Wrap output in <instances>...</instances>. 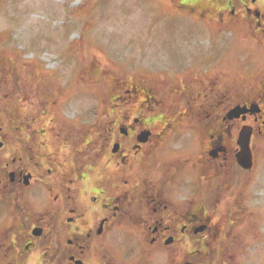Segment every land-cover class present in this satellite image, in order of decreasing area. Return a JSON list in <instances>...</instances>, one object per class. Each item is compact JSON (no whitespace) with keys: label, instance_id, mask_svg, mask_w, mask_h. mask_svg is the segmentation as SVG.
I'll use <instances>...</instances> for the list:
<instances>
[{"label":"flooded vegetation","instance_id":"flooded-vegetation-1","mask_svg":"<svg viewBox=\"0 0 264 264\" xmlns=\"http://www.w3.org/2000/svg\"><path fill=\"white\" fill-rule=\"evenodd\" d=\"M197 3L172 0L175 11L200 9L237 25L243 36L264 40V0ZM193 52L187 55L189 79L141 76L134 87L143 100L158 103L154 89L170 83L171 93L184 98L179 112L185 117L195 113L196 102L207 99L203 111L216 121L208 135L204 130L190 137L175 134L179 130L166 112L163 126L151 128L147 125L154 119L125 107L107 112L109 127L90 129L80 139L74 132H59L53 151L48 144L55 142L24 121L13 124L10 118L0 125V264H240L239 241L215 229L208 213L205 177L191 181L179 174L203 169L206 159L223 169L235 167L244 131L253 159L254 126L248 121L263 116V91L250 97L219 93L212 99L215 84L204 72L205 55ZM237 106L244 111L230 116Z\"/></svg>","mask_w":264,"mask_h":264},{"label":"rangeland","instance_id":"rangeland-1","mask_svg":"<svg viewBox=\"0 0 264 264\" xmlns=\"http://www.w3.org/2000/svg\"><path fill=\"white\" fill-rule=\"evenodd\" d=\"M212 1L198 0L197 6L210 7ZM243 35L237 25L200 9L175 11L172 0H0V125L10 118L13 124L24 121L55 142L48 144L53 151L59 132L80 139L90 129L109 127L107 112L125 107L154 119L151 128L163 126L166 112L179 130L175 134L208 135L216 121L203 111L207 99L185 117L179 112L184 98L171 93L170 83L154 89L158 103L143 100L134 86L141 76L189 79L187 55L199 49L207 80L215 84L212 99L235 91L242 97L262 90L264 96V40ZM248 122L254 126L250 169H223L206 159L203 169L179 175L191 181L205 177L208 213L215 229L239 241L238 263L264 264V114Z\"/></svg>","mask_w":264,"mask_h":264},{"label":"water","instance_id":"water-1","mask_svg":"<svg viewBox=\"0 0 264 264\" xmlns=\"http://www.w3.org/2000/svg\"><path fill=\"white\" fill-rule=\"evenodd\" d=\"M244 109L242 107H234L230 110L229 115H238L240 112H243ZM249 132L244 131L240 134L239 138V145L240 150L237 153V162L243 167L248 168L251 164V156L247 149V139H248Z\"/></svg>","mask_w":264,"mask_h":264}]
</instances>
